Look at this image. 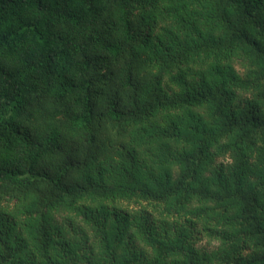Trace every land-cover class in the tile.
Instances as JSON below:
<instances>
[{
  "label": "trees",
  "instance_id": "1",
  "mask_svg": "<svg viewBox=\"0 0 264 264\" xmlns=\"http://www.w3.org/2000/svg\"><path fill=\"white\" fill-rule=\"evenodd\" d=\"M0 264H264V0H0Z\"/></svg>",
  "mask_w": 264,
  "mask_h": 264
}]
</instances>
